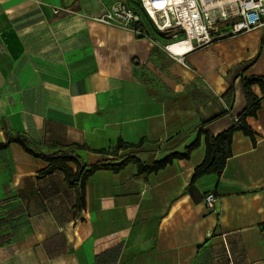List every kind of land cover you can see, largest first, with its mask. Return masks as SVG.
Listing matches in <instances>:
<instances>
[{
    "label": "crops",
    "instance_id": "1",
    "mask_svg": "<svg viewBox=\"0 0 264 264\" xmlns=\"http://www.w3.org/2000/svg\"><path fill=\"white\" fill-rule=\"evenodd\" d=\"M113 1L0 0V142L8 131L43 151L144 139L116 157L151 164L183 152L203 121L218 115L212 134L233 124L246 104L239 75H264V25L172 53L147 25L138 33L95 21ZM246 121L255 144L234 132L219 175L190 183L201 137L188 159L157 172L96 171L76 213L63 174L39 177L46 163L10 143L0 150V264H264V97ZM76 153L85 164L115 157Z\"/></svg>",
    "mask_w": 264,
    "mask_h": 264
},
{
    "label": "trees",
    "instance_id": "2",
    "mask_svg": "<svg viewBox=\"0 0 264 264\" xmlns=\"http://www.w3.org/2000/svg\"><path fill=\"white\" fill-rule=\"evenodd\" d=\"M129 2L130 3H128V5L140 15L141 26L147 25L148 27H151L150 22L146 20H150V18L143 11L140 0H129ZM154 32L163 38L159 32L155 30ZM263 37L264 35L261 37V41ZM254 60L255 59L245 63L242 67L238 68V70L244 71L253 63ZM239 76L246 104L245 107L236 115L237 121H233V124L229 128L217 134L209 132L206 125L218 115L209 120L203 121L195 129L196 135L194 140L184 148L183 152L172 151L163 158L153 161L151 164H144L133 155L116 157L120 150L139 147L143 143L144 139H140L137 143H129L118 139L109 150H91L86 145L76 142L65 144L53 142L46 145L48 150L43 151L27 134L8 131L5 140L0 142V150L6 148L10 143H16L20 145L23 151L27 154L43 160L46 165L38 171L39 177L50 175L56 171L61 172L64 176L66 185L69 188H73L75 191V202L73 205V211L75 213L80 212L85 207V183L87 179L96 171L110 170L117 173L127 164L132 163L135 166L137 174L157 172L158 170L171 164L176 159H188L191 152L198 147L200 138L203 137L205 153L203 160L193 169V173L190 178V183L192 184L205 175H219L222 172L226 160L231 156V141L234 132L240 131L243 135L249 137L252 143L255 144V134L248 125L246 118L255 117L260 108L261 98L264 97V75L241 74ZM229 85V89L231 90L233 87V80L230 81ZM253 85H257L259 87L261 92L260 96L253 93L251 89ZM77 150H88L98 153L111 154L115 157L112 159L97 161L92 164H85L77 155ZM71 164L74 166H71Z\"/></svg>",
    "mask_w": 264,
    "mask_h": 264
},
{
    "label": "built area",
    "instance_id": "3",
    "mask_svg": "<svg viewBox=\"0 0 264 264\" xmlns=\"http://www.w3.org/2000/svg\"><path fill=\"white\" fill-rule=\"evenodd\" d=\"M141 7L155 27L172 42L189 43L191 48L210 44L215 39L248 32L264 25V0H140ZM53 13L71 12L66 7H53ZM109 25L129 27L141 32L140 15L125 1L116 0L93 17ZM216 22L226 23V31L218 33ZM234 121H237L234 117ZM204 205L213 208L215 194H205Z\"/></svg>",
    "mask_w": 264,
    "mask_h": 264
},
{
    "label": "rangeland",
    "instance_id": "4",
    "mask_svg": "<svg viewBox=\"0 0 264 264\" xmlns=\"http://www.w3.org/2000/svg\"><path fill=\"white\" fill-rule=\"evenodd\" d=\"M146 20L150 22V26L152 27V29H154L155 31H157L161 34V36L163 37V40L165 42H167V43L172 42V39L168 38L163 32H160L150 20H148V19H146ZM216 27L218 28V31H219L218 33H223L226 31V23H224V22H216Z\"/></svg>",
    "mask_w": 264,
    "mask_h": 264
},
{
    "label": "bare ground",
    "instance_id": "5",
    "mask_svg": "<svg viewBox=\"0 0 264 264\" xmlns=\"http://www.w3.org/2000/svg\"><path fill=\"white\" fill-rule=\"evenodd\" d=\"M169 48L175 53H181L187 49H192L189 43L186 44L184 42L170 44Z\"/></svg>",
    "mask_w": 264,
    "mask_h": 264
}]
</instances>
